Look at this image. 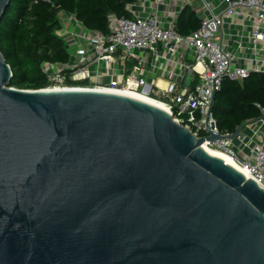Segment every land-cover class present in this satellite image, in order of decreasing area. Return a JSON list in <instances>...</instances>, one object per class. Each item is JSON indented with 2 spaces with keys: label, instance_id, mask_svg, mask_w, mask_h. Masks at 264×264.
Instances as JSON below:
<instances>
[{
  "label": "water",
  "instance_id": "water-1",
  "mask_svg": "<svg viewBox=\"0 0 264 264\" xmlns=\"http://www.w3.org/2000/svg\"><path fill=\"white\" fill-rule=\"evenodd\" d=\"M11 77L0 52V264H264V190L167 111Z\"/></svg>",
  "mask_w": 264,
  "mask_h": 264
},
{
  "label": "built area",
  "instance_id": "built-area-1",
  "mask_svg": "<svg viewBox=\"0 0 264 264\" xmlns=\"http://www.w3.org/2000/svg\"><path fill=\"white\" fill-rule=\"evenodd\" d=\"M186 6L200 24L182 35L176 20ZM126 9L130 18L108 16L106 34L60 11L56 33L68 60L40 64L47 87L126 91L159 100L176 122L225 153L264 190V107L256 104L261 115L244 122L236 135L219 131L212 114L207 116L224 79L242 82L250 73H264V0H136ZM210 134L219 137L210 141Z\"/></svg>",
  "mask_w": 264,
  "mask_h": 264
},
{
  "label": "trees",
  "instance_id": "trees-1",
  "mask_svg": "<svg viewBox=\"0 0 264 264\" xmlns=\"http://www.w3.org/2000/svg\"><path fill=\"white\" fill-rule=\"evenodd\" d=\"M136 0H10L0 19V52L12 77L8 86L21 89L46 88L49 83L40 70L44 61L68 60L64 43L57 35L58 13H73L85 27L108 33V16L130 18L126 6ZM200 19L184 7L176 30L187 35L199 27ZM264 107V73H250L242 82L224 79L215 93L211 114L221 132L233 133L244 122L261 115Z\"/></svg>",
  "mask_w": 264,
  "mask_h": 264
},
{
  "label": "bare ground",
  "instance_id": "bare-ground-1",
  "mask_svg": "<svg viewBox=\"0 0 264 264\" xmlns=\"http://www.w3.org/2000/svg\"><path fill=\"white\" fill-rule=\"evenodd\" d=\"M159 84H162L161 82H159ZM51 89H62L61 87H51ZM99 90H104V91H111V92H116V91H112V90H106V89H99ZM116 93H121V94H124V95H127V96H130V97H133V98H136V99H139V100H142L144 102H147V103H150V104H153L157 107H159L160 109L164 110V111H167L166 109V106L159 100H156V99H153L151 97H147V96H143V95H138V94H133V93H129V92H126V91H118ZM201 147L206 151L208 152L210 155L214 156V157H218L220 158L223 162H225L226 164L232 166L233 168H235L237 171L241 172L244 177L246 178H250L246 172L239 168L233 161L230 157H228L225 153L221 152V151H218V150H214V149H211V148H208L204 143L201 144Z\"/></svg>",
  "mask_w": 264,
  "mask_h": 264
},
{
  "label": "rangeland",
  "instance_id": "rangeland-1",
  "mask_svg": "<svg viewBox=\"0 0 264 264\" xmlns=\"http://www.w3.org/2000/svg\"><path fill=\"white\" fill-rule=\"evenodd\" d=\"M17 88V87H16Z\"/></svg>",
  "mask_w": 264,
  "mask_h": 264
}]
</instances>
